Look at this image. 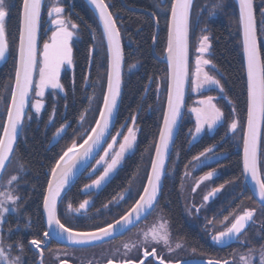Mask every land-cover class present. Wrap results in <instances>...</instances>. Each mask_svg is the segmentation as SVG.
<instances>
[{
    "label": "snow or ice",
    "instance_id": "6c2138e0",
    "mask_svg": "<svg viewBox=\"0 0 264 264\" xmlns=\"http://www.w3.org/2000/svg\"><path fill=\"white\" fill-rule=\"evenodd\" d=\"M98 19L100 44L104 47L101 54L100 48L95 44L88 49L87 62L89 71L95 64L98 68L106 69V91L102 93V104L92 113L93 120L87 124V115L91 111V105L95 96L89 97V108L84 109L78 115V127L73 129L70 123L64 122L53 135V139L68 137L69 130L73 137L63 147L59 154L51 162L46 182V188L42 197V206L45 214V229L43 238L33 237L28 242L36 253L39 254V264H44V251L51 240L66 241L74 248L85 249L89 247H102L111 243L117 235L130 232L132 228L146 219L154 210L158 202V196L162 189V181L166 175V160L170 155V147L173 145L178 121L182 119L184 107L185 87L189 83L191 75L192 90L196 92L217 89L224 93V88L215 74L205 71V66L212 64L210 59L204 58L211 44L208 35H202L196 51L200 53L195 60L194 72L189 71V33L192 24L194 0H168L158 11L152 13L155 19L161 13H170L167 19V101L166 110L162 116V126L159 129L158 140L154 146V156L150 159V168L146 170L144 182L137 190V197L133 200L130 209L111 223L88 229H78L62 222L58 212V206L64 202L62 194L69 187L71 180L77 171L83 167L88 171L89 183L83 187V191L92 194L93 190H99L112 179L113 175L122 166L125 157L133 153L137 145L136 116H131V126L127 120L117 129L115 120L118 118V100L121 97L122 68L125 55L121 44V30L118 21L110 11L111 5L106 0H89ZM223 0L215 6L220 9ZM239 16L238 25L242 33V53L246 64V121L242 126L233 108L227 122L228 132L236 133L242 128V171L241 177L251 182V189L260 202V207L245 208L234 211L223 217L224 227L212 234V241L221 246H229L239 243L247 248L246 252L232 253V259H208L207 261H178L165 259L158 248L167 251L169 256L184 247L177 241L173 244L172 234L168 222L161 218L160 222L142 229L137 233L135 241L124 242L120 248L113 251L112 255L105 259V264H264V243L258 247L252 244L248 237L247 229L255 223L257 211L264 215V164L261 163V128L264 125V57L261 54L260 33L264 32V0H261L259 9L254 5V0H238ZM42 0H0V62L6 61V53L9 51L7 24L13 10L17 12L19 19L18 49L14 66V80L9 86L4 85V92H0V105L5 108L4 123L0 125V174L15 158L18 136L23 133L24 121L31 120L33 116L26 113L29 107L34 110L36 118L40 117L45 105L43 97L46 89L64 91L60 82L61 70L74 65L73 37L77 35L79 25L66 19L62 14L64 8L59 0L49 6L48 16L54 26L48 41L44 42L42 51L37 45V32L41 18ZM257 11L260 20H257ZM215 14L214 11L210 15ZM159 21L157 20V24ZM196 23H199L197 16ZM92 39H97L96 30L93 29ZM154 41L156 37H153ZM95 53V55H93ZM134 67V66H133ZM38 74V79L36 78ZM11 78V77H10ZM85 86L89 85L88 77L83 78ZM99 79L97 84H99ZM75 85V80H73ZM10 88V92H9ZM159 89L157 88V91ZM34 92L36 99L30 102V94ZM4 93H9L6 99ZM227 99V97H223ZM216 96L204 95L190 107L188 112L194 116V130L189 129V136L195 140L205 129L211 131L218 125L228 121V117L218 106ZM231 104L232 101L228 100ZM55 108L52 110L48 123H53ZM87 124V127L85 125ZM119 138V139H118ZM147 151V149H146ZM213 147H206L198 155L193 156L192 162L204 164L212 157ZM19 164L18 173L24 172V165ZM216 174V169L207 171L199 176L192 191L195 192L205 181L211 180ZM137 173L128 181L129 187L113 195L107 203L97 211L100 215L104 210L111 211L127 199H132L131 185L135 181ZM185 175H190L188 171ZM237 179H240L239 177ZM21 176L13 174L7 181L0 180V264H26L23 259L25 248L22 243L15 245L5 243L4 226L6 216L18 211V201L21 197L17 194ZM226 183H235L229 181ZM225 188V184L211 188L203 196L204 203L215 198ZM11 205V208L9 207ZM94 206L90 199H84L74 206L70 201L66 205V214L84 215L89 206ZM112 206L110 208L109 206ZM198 213L200 208L195 209ZM211 223V221H209ZM31 221L29 220V226ZM264 228V226H262ZM9 235L12 231L9 228ZM264 240V231L258 233ZM251 245V246H250ZM47 251L60 261L61 255H68L67 250ZM135 251L136 256L132 253ZM16 252V255H13ZM195 252V249H193ZM238 256V259H237ZM152 257V261L148 258ZM33 264H36L33 261Z\"/></svg>",
    "mask_w": 264,
    "mask_h": 264
},
{
    "label": "trees",
    "instance_id": "16d2710c",
    "mask_svg": "<svg viewBox=\"0 0 264 264\" xmlns=\"http://www.w3.org/2000/svg\"><path fill=\"white\" fill-rule=\"evenodd\" d=\"M82 1V11L78 9V17L75 21L81 31V40L74 49L75 85L70 81L71 77L66 74L63 77V87L65 96H59L57 100L52 97L47 99L46 116L52 114L55 108L53 123L49 124L46 119L38 129L33 125L26 135L21 139L16 149V153L24 165L28 168L27 178L31 179L34 193H28V198L32 197L30 211L35 215L34 228L37 232L42 233L45 229L41 216L42 197L46 188V182L49 178L48 171L53 159L60 153L61 149L71 141L65 137L61 140V145L52 143L53 135L62 123H70L72 128H77L78 115L87 108L85 99V84L83 78L88 77L91 81L97 78V66L94 64L90 71L88 68L87 55L88 49L93 45V39L90 34L89 26H95L98 23L95 16ZM234 1V0H233ZM111 5L110 10L118 21V27L121 30L124 52H125V71L123 78V95L120 111L116 126H120L126 120L131 121V116H136V125L140 128L138 145L135 153L130 156L124 165L118 180L114 185L118 186L117 193L125 189L128 181L133 177L142 166L145 165L150 154H154V146L158 139L159 129L162 122V110L157 108V84L161 78L167 75V67L159 63L153 54V37L156 34V24L151 16L146 12L153 13L158 11L157 5L164 7L168 0H106ZM234 6L228 9L227 13L221 20H216L208 24L212 34V61L216 68L222 74L221 81L227 99H220L221 107L225 113H231L232 108L242 123L246 121V84H245V65L242 53L241 31L238 25V9L234 1ZM261 0H255V6L259 9ZM140 10V11H138ZM144 11V12H143ZM170 13H161L156 18L160 25V34L156 43V52L162 56L167 45V19ZM257 20L260 16L257 11ZM18 27L19 19L17 12L12 11L7 24L9 51L8 57L0 68V92H4V85L10 84L14 80V66L18 49ZM261 54L264 57V32L260 33ZM41 39V44H42ZM192 49V36H191ZM133 70L128 74V70ZM11 77V78H10ZM150 84H153L150 87ZM147 91L149 95L145 96ZM231 100L232 103H228ZM188 103V101H187ZM166 104V102H165ZM165 109V107H164ZM46 118V117H45ZM184 121V120H183ZM182 123L176 144L174 146L171 162L175 159L174 153H179L181 166L184 161H189L194 155L199 154L206 147H211L218 143L221 134L210 138H205L200 146H189L186 134V127ZM24 130V129H23ZM147 149V151H146ZM229 156L223 162L228 169L227 178L241 177L242 157L241 153L235 151V147L228 148ZM187 164V163H186ZM150 168V166H149ZM138 169V170H137ZM209 170V169H208ZM85 176V175H84ZM167 177L165 180L163 192L160 198L162 201L168 200V211L173 215L172 222L183 238L188 241H196L197 234L186 226L181 199L178 193V184L172 188L173 183L168 184ZM180 179V178H179ZM82 180V178H81ZM113 185V184H112ZM108 188L104 193V203L115 194V189ZM115 192V193H114ZM107 198V199H105ZM103 199H99L101 201ZM102 203V205L104 204ZM101 205V206H102ZM182 237V235H180ZM197 245V243H195Z\"/></svg>",
    "mask_w": 264,
    "mask_h": 264
},
{
    "label": "rangeland",
    "instance_id": "374dc122",
    "mask_svg": "<svg viewBox=\"0 0 264 264\" xmlns=\"http://www.w3.org/2000/svg\"><path fill=\"white\" fill-rule=\"evenodd\" d=\"M220 2V0H195L194 1V8H193V14H192V24H191V35H192V72H194L195 69V60L200 53L196 51L197 47L199 46V40L202 35H208L209 36V42L211 44V48L207 53L204 54V58L210 59L212 64L214 65L212 61V34L210 31V28L208 27V24L211 22H214L216 20H221L224 15L227 13L228 9H231L230 7L234 6V1L233 0H223V5L220 9H215V6ZM56 3V0H46L45 6L43 9V15H42V22H41V39L42 40V47L41 51L43 49V44L44 42L48 41L54 26L50 22V18L48 16V9L49 6ZM60 6L64 8V13L62 14L66 19H70L71 22L76 23V19L79 16L78 14V9L82 11V1L81 0H59ZM215 14L210 15V12H213ZM197 16L199 18V23H196ZM93 29L96 30L97 34V39L93 41V44H95L98 48H100L101 54L104 52V47L101 46L100 44V37H99V25L98 23L95 26H89L90 34L92 36ZM77 35L73 37V57H74V49L76 45L79 43L81 40V31L80 28L77 30ZM159 38V37H158ZM158 41V40H157ZM264 45V41H263ZM157 53V52H156ZM95 55V53H93ZM93 67V66H92ZM1 68V65H0ZM74 70H75V60H74V65L72 68H68L65 66L64 69L61 70L60 73V82L63 85V77H65L66 74H68L71 79L70 81L73 82L74 79ZM133 70L130 68L128 70V74H130ZM205 71H209L210 74H215L217 76V79L220 80L221 85V76L222 74L220 71L216 68L212 69V65L205 66ZM97 78L94 81L89 80V85L85 86V99L87 101V108H89V97L95 96V100L93 101L91 105V111L87 115V124H90L93 120V115L92 113L95 112L96 108L102 104V93L106 91V69L104 67H97ZM38 79V74L37 77ZM99 79L100 83L97 84V80ZM167 81L168 78L167 76L164 78H161L158 81L157 87L159 90L157 91L156 97H157V110L158 108L162 110V114L164 112V107H165V102H166V97H167ZM13 81L9 84L11 86ZM153 84H150V87H152ZM10 92V88H9ZM6 99L9 97V93H4ZM149 95V91H147L146 95ZM204 95H213L217 97V100L219 101L218 106L221 108V110L224 112V110L221 107V102L220 99H224L225 97V91L224 93H219L217 89H212L209 91H201V92H196L192 90V85L190 87V93H189V98H188V103H187V109H186V114L184 117V126L186 127V134H187V139L189 142V146L193 147L195 145L200 146V143L202 142L203 139L205 138H210L213 136L218 137L219 134H221V131L225 132L221 134V139L219 140L218 143L214 144V153H209V156L212 158L208 160L204 164H196L195 162H192V159L189 161H184V166H181V160L179 159V153L175 152L174 156L175 159L170 161L169 166H168V173H167V182L168 184L173 183L175 186L176 183H178V193L181 199V204H182V209H183V215L185 219V223H188L189 226L195 227L200 233L201 236L203 237L204 240H208V234L207 230L205 229L206 226V220L209 225V221H211L210 215L208 214V211L214 206V203L210 206H208L210 203H206L203 205V210L200 212V215L202 216V219L198 218L197 212L195 210L196 206H199L201 203H204L203 201V196L211 190L213 187H218L220 184H225V188L217 195V200L215 199L213 202H219L223 203L218 207L215 212L217 213L219 210L220 215H215L216 223L215 226H213L214 232L221 230V224L223 221V217L225 215H229L230 213L234 211H241L245 208H256L258 209L260 206L257 204L256 200L253 199L250 193H248L244 189V184L242 177L240 179H225L226 182L229 181H235V183H226L224 179H222V176H226L228 169L224 168L222 166L223 162L227 157L229 156V147H235V151L237 153H240L242 150V135H243V130L242 128H238L236 133H231L228 132L227 136H225V133L227 132V122H230L231 117L229 116L228 113H225V116L228 117V121H226L223 125H218L211 131L205 129L204 132H202L195 140L191 139V136H189V129L194 130V124H195V119L194 116H192L191 113L188 112V109L190 107H193L196 105V102L201 99ZM59 96H65L64 91L61 92L59 90H52V89H46L45 94L43 99L44 102V109L42 110L40 117L36 118L34 110H31L28 114H31L33 118L31 120H28L26 118L25 125H24V130L22 133V138L26 135V131H28L33 125H37L38 129L41 126L42 122L46 119V121L49 120L50 116L45 115L47 112V99L48 97H52L54 100H57ZM36 99H40L39 97H35L34 92L32 96L31 102H34ZM229 104V103H227ZM230 106H232L230 104ZM233 109V108H232ZM5 113V108L3 105H0V125L4 123L3 116ZM236 116L238 117L237 113ZM46 117V118H45ZM239 118V117H238ZM240 120V118H239ZM241 125L243 126L244 123L241 122ZM87 124L85 127H87ZM129 126H131V121H128ZM183 126V128H184ZM78 127V124H77ZM138 128V133H137V145H138V140H139V134H140V128L136 125ZM118 129L119 127L116 126ZM264 136V135H263ZM68 137H73V133L71 130L68 132ZM67 137V138H68ZM75 138V137H73ZM264 138V137H263ZM119 139V138H118ZM54 141L52 143H56L58 145H61V140L60 138L53 139ZM137 145L133 151V153L128 154L125 157V160L122 164V166L118 169V171L113 175H119L126 164L128 158L132 156L136 149ZM211 146V147H213ZM196 147V146H195ZM262 164H264V139H263V145H262ZM203 151V150H202ZM198 155V154H197ZM196 156V155H194ZM152 157V154L147 158V161L144 166L141 167V169H137L138 175L136 176L135 181L131 185V196L134 197V199L137 198V190L140 189L141 184L144 182L143 178L145 175L146 170L149 169L150 166V159ZM23 164V161L21 158L15 154V158L12 160V163L8 167L2 181H7L11 175L13 174H19L21 176V180L19 182V188L17 190V194L21 197V199L18 201V211L17 212H9L6 216V223L4 226V237H5V243H11L15 245L17 242L22 243L25 248L24 256L23 259L26 261V264H33V261L37 263V256L32 252V249L30 247V244L28 243L30 239H32L31 235L34 234H39V232L35 231L34 228V223H35V215L32 214L30 211V203H32V197L28 198V193L30 194L34 193V189L32 188V182L31 179L27 178L28 176V168L24 165V172L23 173H18V167L19 164ZM181 163V164H180ZM187 163V164H186ZM183 165V164H182ZM219 166V167H218ZM204 169H216V174L214 177L209 180L205 181L200 185L199 188L196 189L195 192L192 191L193 187H195V182L197 181L198 177L206 173L207 171L203 172ZM188 171L190 175H185V172ZM136 172V173H137ZM88 177V171L86 173ZM85 175V176H86ZM180 178V179H179ZM222 181V182H221ZM129 187V184L127 185V188ZM122 191V190H121ZM120 192V191H119ZM69 201H67V198H65L64 202L61 205V212L64 213L65 217L67 219L74 218L72 214H66V205ZM127 203V204H126ZM131 204V199H127L126 201H121L119 205H117L115 208H112L110 205L109 207L112 208L111 211L104 210V214L101 215L100 217H104L102 220L101 218V223L96 226H102L105 223H108L111 221V218H113V215H119L121 211L119 209L125 208ZM194 205V207H193ZM11 208V205H9ZM168 200L162 201L161 204L156 208V210L152 213V215L149 217L148 220H146L143 224H141L139 227H137L134 231L129 233L126 237L122 238L121 241L118 242H113L109 244H105L102 247H96L92 249H84V250H78V249H66L68 252V255H61L60 259L70 262L72 264H104L105 259L110 257L113 253V251L117 248H120L121 251H123L121 245L124 242L127 241H135L137 239V233L138 231L142 229H146L153 224H156L160 222L161 218L165 221L168 222L171 234H172V239H173V244L175 242L179 241L184 244V247L180 250H177L176 252L171 253V256L167 253L166 250L162 248H158L160 254L164 255V257L167 259H175L178 261L181 260H186V259H193V258H210V259H217V258H211L208 257V255L203 253H199V251L193 252V247L188 243L184 241V238L178 236V230L174 229L173 222L171 219L170 214L168 213ZM119 212V213H118ZM89 213V212H88ZM87 214V213H86ZM84 214V215H79L80 220H87L92 218V215L89 214ZM29 220L31 221V225L29 226ZM215 222V221H214ZM205 225V226H204ZM94 226V227H96ZM264 215H261L259 211H257L256 217H255V225L251 227V229L247 232L248 237L252 239V244L255 246H259L261 243H264V240H261L260 236L258 233H261L264 231ZM91 227V228H94ZM9 228L12 229L10 235H9ZM90 228V227H88ZM87 228V229H88ZM206 230V231H205ZM251 246V245H250ZM53 250L60 249L61 251L65 250V248L61 247H51ZM247 248L244 247L243 245H239L238 247L234 248L232 253H242L246 252ZM229 253L227 259H232L231 254ZM16 252H13V255H16ZM133 256H136L137 253L133 251L132 253ZM224 258V259H225ZM238 259V256H237ZM46 264H60V261H58L54 255L49 253L48 251L46 252ZM254 264H258V260L254 262Z\"/></svg>",
    "mask_w": 264,
    "mask_h": 264
},
{
    "label": "flooded vegetation",
    "instance_id": "af4514ba",
    "mask_svg": "<svg viewBox=\"0 0 264 264\" xmlns=\"http://www.w3.org/2000/svg\"><path fill=\"white\" fill-rule=\"evenodd\" d=\"M264 139V138H263ZM243 149V148H242ZM263 151V150H262ZM263 153V152H262ZM262 156V155H261ZM261 163H262V159H261ZM224 165V164H223ZM219 167V166H218ZM222 167H224V168H226V166H222ZM241 167H242V165H241ZM212 170V169H211ZM205 171H210V170H208V169H204V171L203 172H205ZM227 178V175L226 176H222V179H224V181H225V179ZM237 178H238V176L236 177V178H233V179H236L237 180ZM118 180V175H116V176H113L112 177V179L110 180V182H108L106 185H104L101 189H99V190H93V192H92V194L91 195H89V193L88 192H85V191H83V187H84V185L86 184V183H89L90 181H89V178L87 177V175L86 176H83L82 177V180H81V178H80V180L75 184V186L73 187V189L68 193V195L66 196V198H67V201H70L74 206H78V204L80 203V202H82L84 199H90L92 202H93V204H94V206H92V205H90L89 206V210H88V212L92 215V218H90V219H87V220H80V217H81V215H80V217H79V215H76L74 218H71V219H67L66 217H65V215H64V213H62L61 212V205L62 204H60V207H59V210H58V212H59V214H60V216H61V219H62V222H64V223H66L67 225H70V226H73V227H75V228H78V229H81V230H84V229H87L88 227H94V226H96V225H99L102 221H101V219L103 220L104 219V217H100L101 215H100V213L97 211L98 209H101L102 208V203H104V197L106 196L104 193L106 192V190H108V188H111L112 186H113V188L112 189H115L116 191V193H117V188H118V186H116V185H114V183H116L115 181H117ZM242 180H243V184H244V189L248 192V193H250L251 194V191H250V189L248 188V186H246L245 185V180H244V178H242ZM222 182V181H221ZM226 182V181H225ZM113 184V185H112ZM176 184H178V183H176ZM172 188H176L174 185H172L171 186ZM127 188V187H126ZM114 192V193H115ZM137 193V192H136ZM217 195H219V193L217 194ZM251 196H252V194H251ZM217 197V196H216ZM211 198L210 199V201H209V205L208 206H210V205H212L213 203H214V206L208 211V214L210 215V217L209 218H211V225H209L208 224V222H207V220H206V223H205V225L206 226H209V227H206L205 229L207 230V234H208V240L206 241V240H204L203 239V237L201 236V233L195 228V227H191V226H189L188 225V223H186V226L189 228V229H191V230H193L196 234H197V236H198V239L196 240V241H188V239L187 238H184V241L185 242H188L194 249H195V251H199V253H203V252H205V254L206 255H208V257H211V258H217V259H224L225 257H227L228 256V254L229 253H232L233 252V250H234V248H236V247H238L240 244L239 243H232L231 245H229V246H221V245H217V244H215L213 241H212V239H211V236H212V234H214V230H213V226H215V223H216V221L217 220H215L216 218V216L215 215H220V210L216 213L215 212V210H217L218 209V207L220 206V205H222L223 203H219V202H213L215 199L217 200V198ZM253 197V196H252ZM138 198V197H137ZM99 199H103V200H101V201H99ZM105 199H107V198H105ZM254 199V198H253ZM65 200V199H64ZM133 200H134V197H132V199H131V204L129 205V206H127V207H125V208H122V209H119V211H121L120 213H119V215H113V218H111V221L110 222H108V223H111V222H113V220L115 219V218H118L121 214H123L124 212H126V211H128L129 209H130V207L132 206V204H133ZM127 204V203H126ZM159 204H161L160 203V200H159V202H158V205H157V207L159 206ZM258 204V203H257ZM203 205H205V203H201L199 206H196L195 207V209L196 208H200V211L197 213V215H198V218L199 219H202V216L200 215V212L203 210ZM259 205V204H258ZM260 206V205H259ZM156 207V208H157ZM193 207H194V205H193ZM156 210V209H155ZM154 210V211H155ZM153 211V212H154ZM87 212V214H89ZM152 212V213H153ZM168 213L170 214V216H171V219H172V214L168 211ZM86 214V215H87ZM152 215V214H151ZM150 215V216H151ZM41 216H42V219H43V224H44V227H46V225H45V222H44V216H43V206H42V208H41ZM149 216V217H150ZM149 217L146 219V220H148L149 219ZM183 217H184V215H183ZM101 218V219H100ZM215 218V219H214ZM146 220H144L141 224H143ZM185 220V219H184ZM215 221V222H214ZM140 224V225H141ZM140 225H138L137 227H139ZM204 225V226H205ZM254 225H255V223H254ZM253 225V226H254ZM174 226V225H173ZM136 227V228H137ZM224 227V224H221V229ZM135 228V229H136ZM135 229H133V230H131L130 232H128L127 234H125L123 237H121V238H118V239H116V240H113L111 243H113V242H118V241H121V239L122 238H124V237H126L129 233H131L132 231H134ZM174 229L175 230H178V228L176 227V226H174ZM251 229V228H250ZM249 229V230H250ZM180 230V229H179ZM179 230H178V236H180V235H182V238H183V234L182 233H180L179 232ZM205 230V231H206ZM249 230H247V232L249 231ZM35 231L37 232V230L35 229ZM32 236V238L33 237H37V238H43V232L42 233H39V234H34V235H31ZM181 237V236H180ZM195 243H197V245L195 244ZM105 245V244H104ZM30 247H31V245H30ZM51 247H61V248H65V249H72V248H66V247H64V246H61V245H59L58 243H56L54 240H51L50 241V243H49V246H48V248H51ZM75 250V249H74ZM78 250H81V249H78ZM159 251V250H158ZM36 256H37V258H38V254H36L34 251H32ZM46 252H47V249L44 251V254H45V258H44V264H46L45 263V261H46ZM162 255V254H161ZM164 256V255H163ZM166 259V258H165ZM208 259H210V258H193V259H186V260H189V261H194V260H208ZM148 260L149 261H152V257H149L148 258ZM38 261V260H37ZM181 261H184V260H181ZM37 264V263H36ZM105 264V263H104ZM146 264H148V262L146 261ZM152 264H156V262L155 261H152Z\"/></svg>",
    "mask_w": 264,
    "mask_h": 264
},
{
    "label": "water",
    "instance_id": "95a60500",
    "mask_svg": "<svg viewBox=\"0 0 264 264\" xmlns=\"http://www.w3.org/2000/svg\"><path fill=\"white\" fill-rule=\"evenodd\" d=\"M45 1L46 0H42V7H41V18H40V24H39V30H38V32H37V45H38V48L40 49L41 48V21H42V13H43V9H44V4H45ZM86 4H87V6L90 8V10H91V12L93 13V15L95 16V18H96V20H97V22H98V19H97V16H96V14H95V12H94V8H93V6L89 3V0H83ZM195 1V0H194ZM235 2H236V5H237V9H238V13H239V5H238V0H235ZM254 5H255V0H254ZM111 11V10H110ZM138 11H140V10H138ZM144 12V11H143ZM149 16H151L152 18H153V15H152V13L151 12H146ZM153 20H154V22H155V24H156V34H155V37H156V39H155V41H154V43H153V54H154V57H155V59L159 62V63H161V64H163V65H165L166 67H167V60H166V50H165V52H164V54L162 55V56H159L157 53H156V43H157V40H158V37H159V34H160V25H159V23L157 24V18H153ZM122 37V36H121ZM241 37H242V33H241ZM121 44H122V48H123V51H124V45H123V40L121 39ZM260 44V43H259ZM166 47H167V45H166ZM124 55H125V52H124ZM7 57H8V52L6 53V59H7ZM244 59V58H243ZM5 62V61H4ZM4 62H0V65H2ZM244 65H245V72H246V64H245V61H244ZM124 71H125V62H124V66H123V68H122V86H121V97L119 98V100H118V115H119V111H120V106H121V101H122V95H123V78H124ZM189 71H190V74H191V27H190V33H189ZM190 78H191V75H190ZM189 90H190V79H189V83L186 85V87H185V97H184V107L182 108V119L181 120H179L178 121V126H177V130H176V135H175V137H174V142H173V145L170 147V155H169V157H168V159L166 160V169L168 170V166H169V163H170V160H171V156H172V152H173V149H174V146H175V144H176V141H177V138H178V135H179V132H180V129H181V126H182V122H183V119H184V115H185V111H186V106H187V100H188V95H189ZM32 95H33V93H31L30 94V97H29V100H30V102H31V100H32ZM166 101H167V97H166ZM29 110H30V107L28 108V109H26V113H29ZM165 110H166V104H165ZM164 110V111H165ZM118 119V118H117ZM117 119L115 120V126H116V123H117ZM25 121H26V119H25ZM25 121H24V124H25ZM161 126H162V123H161ZM263 134H264V125H262V128H261V149H262V140H263ZM22 135V134H21ZM21 135H19L18 136V139H17V147H18V145H19V142H20V138H21ZM158 140V139H157ZM262 151V150H261ZM153 156H154V154H153ZM242 158H243V151H242ZM8 168V167H7ZM87 171L83 168V167H81L78 171H77V173H76V175L73 177V179L71 180V182H70V185H69V187L65 190V192H66V195L70 192V190L72 189V187L77 183V181L86 173ZM5 173V172H4ZM4 173H2V174H0V180L2 179V177H3V175H4ZM166 175H167V171H166ZM166 175H165V177L163 178V181H162V189H161V191H160V194H159V196H158V202H159V200H160V197H161V194H162V191H163V188H164V183H165V179H166ZM245 180V179H244ZM245 185L246 186H248V188L249 189H251V182L250 181H248V180H245ZM251 194H252V196H253V198L256 200V202L260 205V202H259V200H258V197L251 191ZM65 194H62V196H63V199L65 198V196H66ZM158 202H157V205H158ZM157 205H156V207H157ZM59 207H60V205L58 206V210H59ZM155 207V208H156ZM152 214V213H151ZM150 214V215H151ZM150 215H148L147 216V218L150 216ZM43 216H44V222H45V214H44V211H43ZM146 218V219H147ZM146 219H143V220H141L138 224H137V226L138 225H140L144 220H146ZM252 225V224H251ZM250 225V226H251ZM136 226V227H137ZM136 227H134V228H132V230L133 229H135ZM248 230V229H247ZM128 232H125V233H123L122 235H117L116 236V238L114 239V240H116V239H118V238H121V237H123L125 234H127ZM56 243H58L59 245H61V246H64V247H66V248H72V249H78V248H74V246H71V245H68L67 243H66V241H60V240H54ZM49 243H50V241L48 242V244H47V246H44L45 247V250L48 248V246H49ZM89 248H94V247H89ZM89 248H85V249H89ZM34 250V249H33ZM35 251V250H34ZM39 255V254H38ZM194 261H207V260H194ZM67 262V261H66ZM38 264H39V260H38ZM67 264H72V263H70V262H67Z\"/></svg>",
    "mask_w": 264,
    "mask_h": 264
}]
</instances>
